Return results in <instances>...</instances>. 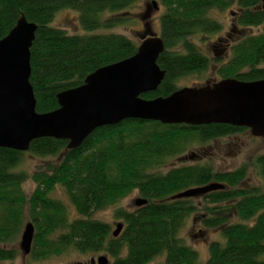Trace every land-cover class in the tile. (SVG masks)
Returning <instances> with one entry per match:
<instances>
[{
    "label": "trees",
    "instance_id": "1",
    "mask_svg": "<svg viewBox=\"0 0 264 264\" xmlns=\"http://www.w3.org/2000/svg\"><path fill=\"white\" fill-rule=\"evenodd\" d=\"M138 1L0 0V39L21 15L37 24L30 82L38 112L57 109L60 92L83 84L98 68L137 52L139 44L127 36L96 31L124 24V14ZM160 1L165 12L159 36L165 50L158 64L166 74L157 90L142 94L145 99L168 96L180 88L182 77L208 70L211 58L199 50L193 37L221 31L222 24L210 15L212 10L236 3L240 26L264 24L262 0ZM62 9L78 11L79 23L87 33L72 34L54 25ZM219 74L222 79H263L264 32L237 41ZM245 130L248 128L223 123L193 126L126 119L97 128L72 150L67 149V140L43 137L32 141L28 152L39 157L59 155L60 159L31 176L17 169L24 152L0 147V263L19 256L13 244L29 218L36 231L30 254L36 260L59 255L72 246L81 253L107 252L113 258L111 264H148L162 254L164 264H199L198 251L179 236L193 217L205 229L220 231L224 239L209 242L204 264H264V153L255 160L263 187H245L246 164L228 171L215 170L211 164L178 166L166 173L151 171L195 142L206 143ZM29 177L36 186L27 195L22 184ZM213 182L224 188L173 198ZM57 185L65 188L78 217L71 219L66 205L51 196ZM134 190L147 203L133 211L115 210L124 228L114 237L112 225L93 215L116 206Z\"/></svg>",
    "mask_w": 264,
    "mask_h": 264
},
{
    "label": "water",
    "instance_id": "2",
    "mask_svg": "<svg viewBox=\"0 0 264 264\" xmlns=\"http://www.w3.org/2000/svg\"><path fill=\"white\" fill-rule=\"evenodd\" d=\"M157 6L153 2V7ZM36 30L37 24L21 15L0 39V147L25 152L32 141L51 137L67 140V149L72 150L97 128L126 119L193 126L223 123L246 127L255 137L264 138V78L243 81L228 77L180 87L168 96L143 98L142 94L157 90L166 74L158 64L165 44L154 33L142 36L134 55L100 67L83 84L60 92L57 109L38 112L30 82ZM223 188V184L213 182L173 198L196 197ZM146 203L143 197L135 200L137 207ZM123 228L122 222L117 223L113 236L118 237ZM35 232L32 221L24 224L19 244L24 255L32 251ZM97 263L109 264V260L101 255Z\"/></svg>",
    "mask_w": 264,
    "mask_h": 264
},
{
    "label": "rangeland",
    "instance_id": "3",
    "mask_svg": "<svg viewBox=\"0 0 264 264\" xmlns=\"http://www.w3.org/2000/svg\"><path fill=\"white\" fill-rule=\"evenodd\" d=\"M153 2L158 5L153 7ZM150 10V11H148ZM165 12V7L160 0H140L131 7L124 16L127 21L119 26L108 30H99L96 32H115L123 34L140 44L142 34L145 30V22L149 23V33L160 35L161 22L160 18ZM240 9L237 4L220 10L214 9L210 15L222 24L221 31L217 33L205 34L200 33L193 37L200 51L211 58V65L208 70L198 74H190L182 77L178 85L196 86L204 85L206 82H214L222 79L219 74V69L225 64L233 53L234 44L246 35H257L264 32V24L254 27H242L238 24V15ZM148 14V16H147ZM78 11L72 9L60 10L53 22L54 25L65 29L68 33L83 34L87 33L84 30L78 19ZM264 153V138L255 137L250 129L236 133L235 135L225 136L217 140H211L206 143L195 142L187 147L182 153L172 156L167 162L155 167L151 171L166 173L173 167L192 165V164H211L215 170H235L242 165L248 166V174L245 180V187L252 186L263 187V180L256 167V157ZM60 156L39 157L28 151L24 152L22 161L18 166V170L27 172L30 176L39 170H47L52 164H56ZM35 182L29 177L23 182L22 188L27 195H30L35 189ZM51 196L54 199L62 201L67 208L69 217H78L75 207L69 200L66 190L63 186L57 185ZM141 197L137 190L132 191L127 197L121 199L116 206L108 207L96 212L93 217L110 223L112 231L116 228V224L122 222L115 217L114 213L117 208H124L133 211L137 206L135 200ZM200 204L204 202L198 200ZM30 219L27 218L26 222ZM234 219V221H236ZM202 231V232H201ZM179 236L183 242L195 250L199 254V264H204L209 256L208 244L211 241L220 240L223 242V236L220 231L215 229H205L201 223H198L193 217L189 218ZM21 233L18 240L13 244L19 250V256L13 261L1 262L0 264H98V257L101 255L107 256L109 264L113 258L104 251L81 253L74 247H69L59 255H52L46 259H34L31 254L24 255L20 250L19 244ZM164 254L155 257L148 264H164Z\"/></svg>",
    "mask_w": 264,
    "mask_h": 264
},
{
    "label": "flooded vegetation",
    "instance_id": "4",
    "mask_svg": "<svg viewBox=\"0 0 264 264\" xmlns=\"http://www.w3.org/2000/svg\"><path fill=\"white\" fill-rule=\"evenodd\" d=\"M262 6H263V8H264V2H263V0H262ZM146 24H145V30L143 31V34H142V36L144 35V34H146V33H148L149 32V23L146 21L145 22Z\"/></svg>",
    "mask_w": 264,
    "mask_h": 264
}]
</instances>
